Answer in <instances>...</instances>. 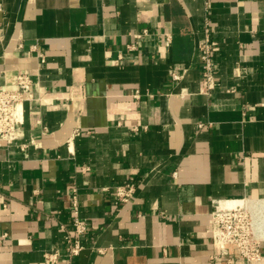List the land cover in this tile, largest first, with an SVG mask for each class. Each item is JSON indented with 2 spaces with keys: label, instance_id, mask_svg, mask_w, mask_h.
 <instances>
[{
  "label": "crops",
  "instance_id": "1",
  "mask_svg": "<svg viewBox=\"0 0 264 264\" xmlns=\"http://www.w3.org/2000/svg\"><path fill=\"white\" fill-rule=\"evenodd\" d=\"M19 72L35 99L0 141V264H51L74 193L84 248L52 264H264V242L229 260L209 232L214 205L264 200V0H0V89Z\"/></svg>",
  "mask_w": 264,
  "mask_h": 264
},
{
  "label": "built area",
  "instance_id": "2",
  "mask_svg": "<svg viewBox=\"0 0 264 264\" xmlns=\"http://www.w3.org/2000/svg\"><path fill=\"white\" fill-rule=\"evenodd\" d=\"M140 37V34L136 35ZM169 40V36L166 37ZM216 42L206 34L197 46L200 70L206 88L214 86V62L212 49ZM134 48L135 44L128 46ZM174 80L180 75L172 72ZM14 88L0 89V141L12 143L23 136L22 125L24 122V103L35 99L34 80L28 72H19L15 76ZM21 149L26 144L21 143ZM136 185L126 181L114 187L113 193L118 202L129 201L135 191ZM264 200L255 202L241 201L228 206L214 205L210 211V237L213 244L218 247L219 254L225 257H237L246 262L259 261L263 258L262 243L264 242V225L260 227L259 218L264 214ZM72 233L65 235L63 249L59 246L45 250L44 261L56 263L61 256L68 260L77 256L84 248L81 237L87 230L86 223L79 216L76 193L71 196ZM2 236H5L3 234Z\"/></svg>",
  "mask_w": 264,
  "mask_h": 264
},
{
  "label": "bare ground",
  "instance_id": "3",
  "mask_svg": "<svg viewBox=\"0 0 264 264\" xmlns=\"http://www.w3.org/2000/svg\"><path fill=\"white\" fill-rule=\"evenodd\" d=\"M238 202V201H237ZM232 204H234V203H232ZM231 203H230V205H232ZM226 206V205H225Z\"/></svg>",
  "mask_w": 264,
  "mask_h": 264
}]
</instances>
